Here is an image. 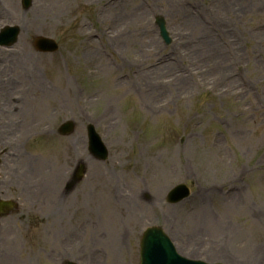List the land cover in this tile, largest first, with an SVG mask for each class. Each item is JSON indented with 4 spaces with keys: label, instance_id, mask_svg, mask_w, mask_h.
<instances>
[{
    "label": "rangeland",
    "instance_id": "374dc122",
    "mask_svg": "<svg viewBox=\"0 0 264 264\" xmlns=\"http://www.w3.org/2000/svg\"><path fill=\"white\" fill-rule=\"evenodd\" d=\"M104 1L34 0L25 11L21 0H0V26L22 28L19 42L0 51V56L16 53L12 69L0 75V130L5 117L11 123L15 117L22 121L21 144L16 151L7 148L0 166V180L7 174V186L0 192L19 201L18 211L7 219L21 218L31 231L38 210V264H56L47 258L56 246L54 229L60 231L66 222L84 223L87 215L72 209L64 221L51 217L47 206L59 200L54 196L58 190L50 192L55 184L48 178L64 175L82 156L88 165L79 187L91 224L97 223L103 233L107 229L96 215L111 225L118 222L115 234L124 219L129 225L127 214L118 217V209L104 198H112L107 180L113 178L136 194L143 207L137 225L131 220L138 237L140 228L161 224L187 256L264 264V0ZM158 14L165 17L173 38L169 46L155 23ZM35 36L53 37L60 50L36 51ZM99 63H106L108 70H98ZM150 65H167L169 70L141 78L151 74ZM229 82L236 86L228 88ZM67 119L77 122L76 130L61 135L57 129ZM88 122L110 149L106 162L94 159L87 149L79 152ZM28 132L34 133L31 140ZM192 136L194 143L185 145ZM24 169L29 174L23 175ZM181 182L192 187V196L168 204L166 192ZM235 188L240 191L233 194ZM30 192L37 194L33 200ZM0 238L7 248L8 234ZM97 238L94 234L90 243L84 241L85 251L75 247L72 257L100 246L103 253H88L87 264L139 261L137 246L132 255L123 253L112 262L118 243L107 241L104 246Z\"/></svg>",
    "mask_w": 264,
    "mask_h": 264
},
{
    "label": "bare ground",
    "instance_id": "6f19581e",
    "mask_svg": "<svg viewBox=\"0 0 264 264\" xmlns=\"http://www.w3.org/2000/svg\"><path fill=\"white\" fill-rule=\"evenodd\" d=\"M193 22V21H192ZM20 58V57H19ZM19 58H14L15 59V61L17 62V60H19ZM4 65L5 66H8V64L7 63H4ZM228 68V67H227ZM98 70H101V71H107L108 70V66H107V64L105 63V64H101V63H99V66H98ZM151 71V74H149V73H145V74H141V78L142 77H146V76H154V75H157V76H159L161 73V71H166V70H169V66H164L163 68H156V69H154V68H152V69H150ZM227 70V69H226ZM137 80H139V79H137ZM180 81V80H179ZM142 83H144L142 80H141V84ZM227 86H228V88H231L232 89V87H234V86H236L235 84H233V83H231V82H229L228 84H227ZM48 89V88H47ZM148 98H149V100H150V98H152V96H148ZM33 101V100H32ZM34 112H37V110H34ZM194 137L192 136L190 139H187L186 141H185V145H187V144H189V143H194ZM184 145V146H185ZM183 146V147H184ZM24 171L26 172V173H29V170H25L24 169ZM31 172H32V170H31ZM162 172L164 173V175H168V172H167V170H165V169H163L162 170ZM62 177V175H59V174H55V175H52V179H53V182H52V179L49 177L48 178V180H49V182H50V184H51V182L52 183H54V184H56V183H58V181H59V179ZM163 178V177H162ZM57 179H58V181H57ZM163 180H164V178H163ZM164 185V184H163ZM162 189H161V187H158V188H156V191H157V196H159V195H161V191ZM77 196H79V197H81V194L78 192L77 193ZM138 196H140V193H138ZM155 200H153L154 201V203H156V201H158V199H157V197H155L154 198ZM208 213H209V211H206V212H201V214L203 215V216H207L208 215ZM197 226H202V227H204L202 224H200V223H198L197 222Z\"/></svg>",
    "mask_w": 264,
    "mask_h": 264
},
{
    "label": "water",
    "instance_id": "95a60500",
    "mask_svg": "<svg viewBox=\"0 0 264 264\" xmlns=\"http://www.w3.org/2000/svg\"><path fill=\"white\" fill-rule=\"evenodd\" d=\"M24 2H25V3H24L25 7H28V5H29V0H24ZM7 31H8V30H7ZM7 31H6V32H7ZM4 34H5V33L0 34V38H1L2 41H4V42H9L10 39H5V37H3V36H6V35H4ZM1 39H0V40H1ZM48 42H49V41H48ZM174 198H175V197H173V199H174ZM154 230H155L154 233H156V232H157V229H154ZM154 238H155V236L151 237L150 242L147 244L149 250H150V248H151V246H152V244H153V240H154ZM160 238H163V236L160 235ZM166 247L168 248L167 251H168V250L170 251V247H169V246H165L164 248H166ZM149 250H148V253H149ZM146 253H147V249L144 248V251H143L144 259H145ZM170 253H171V251H170ZM150 260H151V259H149V257H147L146 260L143 262V264H151V263H150ZM184 263L188 264L187 261H184ZM191 263L193 264V262H191ZM178 264H181L180 261L178 262Z\"/></svg>",
    "mask_w": 264,
    "mask_h": 264
}]
</instances>
